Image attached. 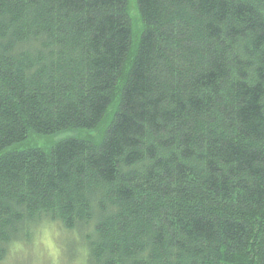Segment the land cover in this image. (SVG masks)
Returning <instances> with one entry per match:
<instances>
[{"label": "trees", "instance_id": "1", "mask_svg": "<svg viewBox=\"0 0 264 264\" xmlns=\"http://www.w3.org/2000/svg\"><path fill=\"white\" fill-rule=\"evenodd\" d=\"M45 226L57 264H264V0H0V264Z\"/></svg>", "mask_w": 264, "mask_h": 264}, {"label": "rangeland", "instance_id": "2", "mask_svg": "<svg viewBox=\"0 0 264 264\" xmlns=\"http://www.w3.org/2000/svg\"><path fill=\"white\" fill-rule=\"evenodd\" d=\"M91 135L95 134L92 133ZM88 136H90V133L88 132L77 131L64 132L48 137L31 136L29 137L28 141L14 148L25 149L28 146H36L44 150H49V148L53 144L60 142L66 138H81ZM61 238L65 239L66 234H62V232H60V229H57V227L55 226H45L37 236L32 247H29L26 251L20 252L19 250H17L15 256L12 255V258L4 261L2 264H57V261L59 259V247H61L58 239ZM70 252H72V250ZM77 255L74 256L73 259L76 260ZM68 259H70V257ZM64 260L67 262L66 259Z\"/></svg>", "mask_w": 264, "mask_h": 264}]
</instances>
